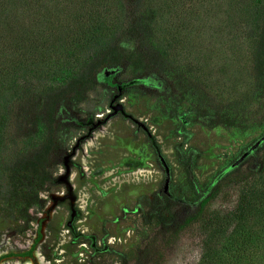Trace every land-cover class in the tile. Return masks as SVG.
Masks as SVG:
<instances>
[{
    "label": "rangeland",
    "instance_id": "374dc122",
    "mask_svg": "<svg viewBox=\"0 0 264 264\" xmlns=\"http://www.w3.org/2000/svg\"><path fill=\"white\" fill-rule=\"evenodd\" d=\"M43 1L48 11L71 19L88 0ZM147 1L155 11L154 28L159 31L155 34L170 43L174 65H190L197 72L199 68L206 92L225 102L248 127L242 131L204 128L188 114L184 136H179L178 116L186 104H169L166 77L153 73L132 77L120 68L102 70L82 104L58 112L52 181L37 193L40 203L29 208L28 223L16 214L0 217V264H133L135 254L161 222H178L193 211L215 171L235 162L241 157L240 149L255 147L264 136V97L257 98L249 90L245 20L252 2ZM98 5L113 23L121 20L114 0H99ZM133 43L130 37L122 38L119 48L129 51ZM16 138L9 136L6 150L0 146V162L8 157ZM88 141L92 143L84 150ZM179 145L197 152L191 168L196 189L174 158L172 147ZM140 169L150 173L131 176ZM230 195L228 201L217 197L209 209H230L234 194ZM37 223L39 239L30 256H22L36 237ZM161 253L159 264H195L200 236L194 230L183 231Z\"/></svg>",
    "mask_w": 264,
    "mask_h": 264
},
{
    "label": "trees",
    "instance_id": "16d2710c",
    "mask_svg": "<svg viewBox=\"0 0 264 264\" xmlns=\"http://www.w3.org/2000/svg\"><path fill=\"white\" fill-rule=\"evenodd\" d=\"M114 1L122 13L115 23L98 10L99 0L77 7L71 19L59 11H48L43 0H0L1 151L6 150L9 136L17 137L8 157L0 162V217L16 214L28 223L29 208L40 203L37 193L52 181L58 112L64 106L82 104L104 69L120 68L132 77L139 73L166 77L169 104H186L178 116L179 136H184L188 114L204 128L242 131L248 127L225 102L206 92L199 68L197 72L190 65H174L170 43H163L160 33L155 34V11L147 0ZM250 1L245 20L250 45L249 90L262 98L264 0ZM125 37L134 41L129 51L119 48ZM261 110L264 118V107ZM172 152L188 184L196 189L191 168L197 152L181 145L173 146ZM240 156L215 171L193 211L178 222H161L135 254L133 264H159L164 247L187 230L200 236L195 264H264V136L255 147L240 149ZM230 194H234L230 209H209L217 197L228 201ZM38 230L37 223L36 237L22 256H30L39 239Z\"/></svg>",
    "mask_w": 264,
    "mask_h": 264
},
{
    "label": "bare ground",
    "instance_id": "6f19581e",
    "mask_svg": "<svg viewBox=\"0 0 264 264\" xmlns=\"http://www.w3.org/2000/svg\"><path fill=\"white\" fill-rule=\"evenodd\" d=\"M90 143H92V142H89V141H88L87 143H85L83 149H84V150H87V147H88V145H89ZM90 145H91V144H90ZM83 161H84V160H83ZM83 167H84V164H83ZM83 167H82V170L84 171V168H83ZM148 173H150V172H149V171H146V170H143V169H142V170L140 169L139 171H136V172L132 173L131 176H137V178H138V177L141 176V174L145 176V174H148ZM108 175H109V174H108ZM75 176H76V175H75ZM75 176H74V177H75ZM144 176H143V177H144ZM135 179H136V178H135ZM83 203H84V202H83ZM7 264H8V263H7ZM26 264H27V263H26Z\"/></svg>",
    "mask_w": 264,
    "mask_h": 264
},
{
    "label": "water",
    "instance_id": "95a60500",
    "mask_svg": "<svg viewBox=\"0 0 264 264\" xmlns=\"http://www.w3.org/2000/svg\"><path fill=\"white\" fill-rule=\"evenodd\" d=\"M167 184H168V179L166 178L163 183V188H162L163 193L167 192V187H168Z\"/></svg>",
    "mask_w": 264,
    "mask_h": 264
}]
</instances>
